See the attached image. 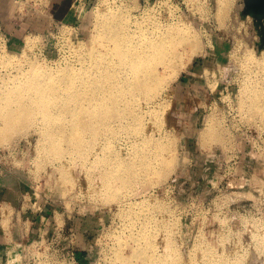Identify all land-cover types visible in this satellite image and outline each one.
<instances>
[{"label":"rangeland","instance_id":"obj_1","mask_svg":"<svg viewBox=\"0 0 264 264\" xmlns=\"http://www.w3.org/2000/svg\"><path fill=\"white\" fill-rule=\"evenodd\" d=\"M219 1L8 0L5 19L0 16V79L9 71L2 56L21 54L26 42H31L28 56L53 72L80 69L73 51L90 49L96 11L105 6L139 18L140 12L152 11L180 21L198 35L203 51L164 93L162 133L154 135L171 142L177 160L149 197L119 204L121 196L111 202L94 175L98 162L72 153L63 161L43 154L35 129L0 142V185L16 203L1 210L0 226L10 234H0V264H110L117 253L140 264L131 259V237L141 230L138 216L146 212L165 216L162 229L152 224L149 230L157 251L168 254L171 264H233L238 258L243 264H264V127L241 104L245 86L249 102L252 91L264 93V70L253 68L244 56L245 50H255L253 18L247 24L238 13L244 0H221L227 5L222 14ZM211 121V138L217 135L220 141L203 136ZM126 142L122 136L110 150L129 158L133 143ZM119 186L112 184L116 191Z\"/></svg>","mask_w":264,"mask_h":264},{"label":"bare ground","instance_id":"obj_2","mask_svg":"<svg viewBox=\"0 0 264 264\" xmlns=\"http://www.w3.org/2000/svg\"><path fill=\"white\" fill-rule=\"evenodd\" d=\"M219 4L218 13L222 14L227 5L221 0ZM96 12L90 53L83 47L73 51L80 69L69 66L53 72L40 60L28 56L31 42L25 43L21 54L2 56L9 71L5 79H0V142H7L15 132L35 129L40 136L39 151L61 161L72 153L78 159L96 165L98 162L94 175L101 181L100 192L104 186L111 202H117L122 196L124 199L119 200V204H128L132 198L146 197L175 166L174 146L154 134L162 133L166 89L187 70L203 47L198 35L191 34L180 21L160 18L152 11L140 12L141 18L130 11L108 6ZM250 20L248 16L244 22L248 24ZM252 37L255 50L259 49L256 29L252 30ZM255 50H245L244 56L254 64L253 68L264 70V49L258 53ZM244 88L241 104L250 111L255 123L259 119L264 127V93L252 91L249 102L246 99L249 89ZM211 123H207L204 135L201 134L209 140L220 141L217 135L211 138L215 132ZM122 136L133 143L127 153L129 158L120 156L117 149L110 150ZM170 152L173 155L166 159ZM113 182L120 185L117 191L112 187ZM152 206L161 208L158 203ZM147 215L146 212L138 216L143 226L132 234L131 259L140 264H171L166 251L165 255L157 251L159 245L154 244L153 231L149 230L152 224L159 227L156 230L162 229L167 222L165 216ZM165 246L169 249L168 244ZM116 257L110 264H132L121 254L117 253ZM233 264H243V259L238 258Z\"/></svg>","mask_w":264,"mask_h":264},{"label":"water","instance_id":"obj_3","mask_svg":"<svg viewBox=\"0 0 264 264\" xmlns=\"http://www.w3.org/2000/svg\"><path fill=\"white\" fill-rule=\"evenodd\" d=\"M245 7L240 12L242 18H253L254 27L259 34V50L264 49V0H244Z\"/></svg>","mask_w":264,"mask_h":264},{"label":"crops","instance_id":"obj_4","mask_svg":"<svg viewBox=\"0 0 264 264\" xmlns=\"http://www.w3.org/2000/svg\"><path fill=\"white\" fill-rule=\"evenodd\" d=\"M60 1H62V0H60ZM7 3H8V0H0V12H1V15L0 16H2V17H3V14H4L5 10L8 8ZM3 19H5V18L3 17ZM3 19H0L1 20V23H3V21H2ZM6 186H8V185H6ZM4 187L5 186L0 185V219L3 216V212L1 210H2V208L5 205H7V204L8 205H16V203H14L13 201H11V199L9 198V196H7L8 195L7 193H8V190L9 189L8 190H5ZM22 218L24 219L23 216H22ZM19 226H21V224H19ZM14 231H16V230H14ZM0 234L3 235V236H5V235L6 236L7 235L9 236L10 230H8V229L5 230L4 228H1V226H0ZM1 243H3V242H2V240L0 238V250L3 249L2 247L4 245V244L2 245Z\"/></svg>","mask_w":264,"mask_h":264}]
</instances>
